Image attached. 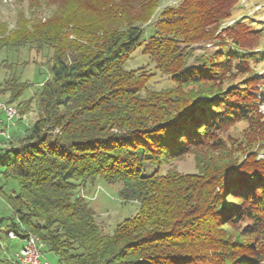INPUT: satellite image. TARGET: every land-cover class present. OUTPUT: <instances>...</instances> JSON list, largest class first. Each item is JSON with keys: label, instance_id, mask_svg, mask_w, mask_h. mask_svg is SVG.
I'll return each mask as SVG.
<instances>
[{"label": "trees", "instance_id": "1", "mask_svg": "<svg viewBox=\"0 0 264 264\" xmlns=\"http://www.w3.org/2000/svg\"><path fill=\"white\" fill-rule=\"evenodd\" d=\"M158 1L84 0L58 24L19 27L24 41L7 38L14 47L48 45L54 60L50 78L29 98L40 112L31 135L0 149V173L18 187L10 197L17 220L4 233L24 242L38 235L57 264H264V158L254 152L264 148V133L245 136L248 151L235 162L228 154L238 148L230 152L225 139L239 122L264 128V75L256 68L264 50L250 49L245 22L223 27L239 0H182L163 11L145 43L172 82L149 92L155 75L124 67ZM151 3L136 26L132 10ZM200 43L217 46L196 56ZM8 86L6 106L13 108L31 84L19 76ZM193 86H207L209 94L178 93ZM196 150L218 159L203 161L198 174L163 171L164 162ZM100 180L121 185V200L139 204L111 235L79 193ZM229 190L237 203L223 212ZM227 226L235 239L223 231Z\"/></svg>", "mask_w": 264, "mask_h": 264}, {"label": "rangeland", "instance_id": "2", "mask_svg": "<svg viewBox=\"0 0 264 264\" xmlns=\"http://www.w3.org/2000/svg\"><path fill=\"white\" fill-rule=\"evenodd\" d=\"M82 1L84 0H0V103L7 105V101L11 97V93L8 92L10 87L8 83L12 82L15 77L21 76L24 82L31 84V87L25 93V97L20 98L13 105V108L18 112L16 120H19V122L15 120L12 125H7L8 122L7 124L5 123V114L0 110V149L22 145L31 135V128L40 119V112L36 102H30L29 98L39 93L42 85L50 78V67L54 60V51L48 45L38 46L28 42H16V44L19 43L21 46L14 47L12 42L22 41L23 38L22 34H19L18 28L25 25L28 30H31L37 23L40 25L45 23H48V25L52 23L58 24L59 18L67 17L70 12L77 9L75 4ZM181 1H158V9L151 23L144 26L142 44L136 47L131 58L125 64L124 68L127 71L155 75V78L147 85L149 92L161 91L172 87V82L166 77H162L151 57L145 53V43L150 37L156 35V23L160 20L163 11L168 7L179 5ZM152 3L144 6L138 5L137 9L132 10L134 13L130 14L128 18L137 20L138 22L134 21L135 25L141 26L142 22H139V20L146 18L150 7L153 10ZM235 21L246 23L244 27H247L250 49L253 51L264 50V0H239L235 16L232 20L224 23L223 27L229 26ZM10 35H14L13 38L17 39L11 42L12 45H8L6 42ZM216 46V43L196 44L194 46L195 54L196 56L201 55L203 48L214 49ZM256 68L260 74L264 75V64H260ZM206 89L207 86H193L182 89L178 93L181 95L186 94L187 98H196L202 94H209ZM143 96L146 98L147 93H143ZM259 113L262 115L260 120V126L262 127L264 123V106L260 108ZM57 132H52V134H57ZM259 133H264V128L261 131L257 127L251 128L248 122H239L231 127L228 133L225 134V139L228 142L230 152L233 148L238 149H235L236 152L228 154L230 162L240 161L244 158L245 152L248 151V147L244 144L245 136H251L254 139ZM252 141L251 145H253ZM254 152L258 154L259 159L264 158V148L258 149V147H255ZM217 157L218 154L213 152L196 150L178 160L170 163L164 162L162 169L164 172L173 170L181 175L198 174L203 167V161L211 162L214 165L215 160L218 159ZM225 158L223 156L224 160ZM121 187L119 184L110 185L100 180L93 187L90 185L85 186L79 192L92 205L96 213L97 224L103 233L108 235L114 233L119 223L135 216L139 211L138 203H125L121 200L119 197ZM17 189V184L13 180L0 173V264H16L17 254L22 249V244L19 243L20 239L18 237L17 240H14L9 236L10 233L8 235L4 233L6 229H9L7 226L11 221L17 220L15 208L12 205V199H10V197L14 198L16 196ZM231 193L232 190H229L228 196H225L227 200L222 205L223 212L228 208L232 211L231 208L234 203H237V200L232 198ZM223 231L229 237L235 239L236 234L228 226ZM31 235L38 238L36 234L32 233ZM241 239L239 240H244V238ZM247 239L251 240L250 237ZM44 255V258L51 264L58 263L57 257L49 251L46 250Z\"/></svg>", "mask_w": 264, "mask_h": 264}, {"label": "built area", "instance_id": "3", "mask_svg": "<svg viewBox=\"0 0 264 264\" xmlns=\"http://www.w3.org/2000/svg\"><path fill=\"white\" fill-rule=\"evenodd\" d=\"M0 106L1 110L5 114V123L7 124V118H11V112L7 111V108H3V105ZM9 236H14V240L17 239L15 233L13 232H10ZM45 251L46 250L41 249L36 242L27 237L25 238L24 246L17 254L18 264H51L44 258Z\"/></svg>", "mask_w": 264, "mask_h": 264}, {"label": "bare ground", "instance_id": "4", "mask_svg": "<svg viewBox=\"0 0 264 264\" xmlns=\"http://www.w3.org/2000/svg\"><path fill=\"white\" fill-rule=\"evenodd\" d=\"M0 105H3V108H7V111H10L11 112V118H7V122H8V125L13 123L15 117L17 116V112L14 108L12 107H7L6 105L0 103ZM0 109H1V106H0ZM5 135V134H3ZM8 138V137H7ZM13 239H14V236H11ZM32 241L36 242L38 244V246L43 249L45 247L44 243L37 237L29 234L28 236ZM16 264H18V257H17V262Z\"/></svg>", "mask_w": 264, "mask_h": 264}, {"label": "crops", "instance_id": "5", "mask_svg": "<svg viewBox=\"0 0 264 264\" xmlns=\"http://www.w3.org/2000/svg\"><path fill=\"white\" fill-rule=\"evenodd\" d=\"M19 243L22 244V247L24 246V241L20 240ZM21 249V248H20Z\"/></svg>", "mask_w": 264, "mask_h": 264}]
</instances>
